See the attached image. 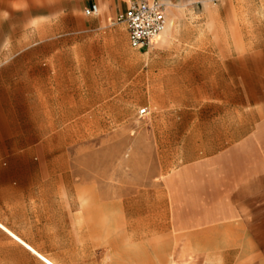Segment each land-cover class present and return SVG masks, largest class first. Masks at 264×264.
Segmentation results:
<instances>
[{"label":"crops","instance_id":"0c3cea01","mask_svg":"<svg viewBox=\"0 0 264 264\" xmlns=\"http://www.w3.org/2000/svg\"><path fill=\"white\" fill-rule=\"evenodd\" d=\"M129 1L86 0L83 14L92 3L99 13L75 21L72 34L84 52L98 46L114 61L111 74H123L129 63L138 78L126 25L116 20ZM159 1L166 26L145 53L147 74L163 85V98L152 102L162 109L152 123L161 124L163 144L161 151H134L132 144L129 162L141 152L146 170L132 174L127 186L141 190L112 196L104 183L98 195H81L95 185L73 173L60 180L57 158L43 165L33 151H2L0 264H202L183 259L185 244L178 241L194 236L201 251L204 227L211 228L212 245L226 234L228 245L253 241L264 250V123L250 110L251 92L264 91V71L251 61L264 56L252 54L250 38L230 32L245 26L257 9L254 0ZM204 91L226 109L216 117V138L172 144L184 117L170 109L201 106L196 93Z\"/></svg>","mask_w":264,"mask_h":264},{"label":"rangeland","instance_id":"374dc122","mask_svg":"<svg viewBox=\"0 0 264 264\" xmlns=\"http://www.w3.org/2000/svg\"><path fill=\"white\" fill-rule=\"evenodd\" d=\"M85 1L0 0V162L2 151H33L37 164H50L57 158L60 180L66 181L73 173L95 185L81 195H98L106 183L108 195L126 196L141 190L127 186L134 179L132 174L140 177L146 170L141 152L135 163L129 162L133 142L134 151H161L163 143L157 133L161 124L152 121H157L153 116L161 115L162 109L152 102L163 98V85L147 74L145 50L131 48L139 62L138 78L130 75L129 63L123 74H111L114 61L98 46L84 52L72 32L75 21L88 19L83 14ZM252 3L257 9L243 21L245 26L232 27L230 32L250 38L252 54L264 56V0ZM251 65L264 71V58L252 59ZM173 94L178 93H172V100ZM196 95L201 106L170 109L184 117L180 131L171 135L172 144L216 138V117L226 109L210 103L214 95L210 91ZM251 95L254 107L250 110L255 111L257 122L264 123V91ZM143 108L148 114L141 118L138 112ZM212 238L211 228L204 227L202 250L195 251L194 236H180L178 242L185 244L182 258L202 264L264 261V250L253 241L228 245L226 234H220L218 244L212 245Z\"/></svg>","mask_w":264,"mask_h":264},{"label":"built area","instance_id":"2783aa9c","mask_svg":"<svg viewBox=\"0 0 264 264\" xmlns=\"http://www.w3.org/2000/svg\"><path fill=\"white\" fill-rule=\"evenodd\" d=\"M98 13L99 7L96 3L84 9L86 16H95ZM116 20L125 23L132 49L147 50L166 26L165 5L159 0H130L126 11ZM146 113V108L138 112L139 116Z\"/></svg>","mask_w":264,"mask_h":264},{"label":"snow or ice","instance_id":"6c2138e0","mask_svg":"<svg viewBox=\"0 0 264 264\" xmlns=\"http://www.w3.org/2000/svg\"><path fill=\"white\" fill-rule=\"evenodd\" d=\"M0 227H2V226H0Z\"/></svg>","mask_w":264,"mask_h":264},{"label":"bare ground","instance_id":"6f19581e","mask_svg":"<svg viewBox=\"0 0 264 264\" xmlns=\"http://www.w3.org/2000/svg\"><path fill=\"white\" fill-rule=\"evenodd\" d=\"M159 37V36H158Z\"/></svg>","mask_w":264,"mask_h":264}]
</instances>
